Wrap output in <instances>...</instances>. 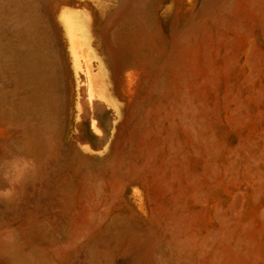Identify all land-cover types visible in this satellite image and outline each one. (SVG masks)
<instances>
[{
    "label": "rangeland",
    "instance_id": "1",
    "mask_svg": "<svg viewBox=\"0 0 264 264\" xmlns=\"http://www.w3.org/2000/svg\"><path fill=\"white\" fill-rule=\"evenodd\" d=\"M0 264H264V0H0Z\"/></svg>",
    "mask_w": 264,
    "mask_h": 264
},
{
    "label": "bare ground",
    "instance_id": "2",
    "mask_svg": "<svg viewBox=\"0 0 264 264\" xmlns=\"http://www.w3.org/2000/svg\"><path fill=\"white\" fill-rule=\"evenodd\" d=\"M51 29V28H50ZM64 29H65V34H66V40L68 42V47H69V57L71 58V62L73 64V67L75 68V70H78V65H77V48L78 47H81L83 45V30L81 28V26L79 25L78 22L74 21L73 19H68L66 17H64ZM56 40V39H55ZM54 41V40H53ZM59 45V44H58ZM53 46V44H52ZM58 48V47H57ZM56 50V49H55ZM120 50L119 47H117V50L115 49L114 51H116L117 53V57L120 53ZM62 51V50H61ZM85 51V50H84ZM56 52V51H55ZM80 52V51H79ZM57 59H58V62L60 63V67H61V71H60V77H61V85L63 86V89L64 91L67 89V71L65 69V65H64V62H63V57L60 53V51L58 50L57 51ZM80 54V53H79ZM82 56V55H81ZM120 56V55H119ZM86 63V62H84ZM83 63V65H84ZM89 63V62H88ZM120 63V61H119ZM82 64V63H81ZM86 67V66H85ZM67 68V67H66ZM119 68V67H118ZM117 68V70H118ZM85 69V68H84ZM120 69V68H119ZM37 72V71H36ZM34 72V73H36ZM95 72V71H94ZM93 72V73H94ZM120 72V70H119ZM117 72V73H119ZM42 73V72H40ZM96 74V73H95ZM95 74L93 75L91 73V71L89 69H87L86 71V78H87V87L88 89L90 90V92L94 93V94H97V95H102V92L100 90V88H98L97 84L99 83V79L97 78V74L95 76ZM38 75V74H37ZM47 75V74H46ZM48 76V75H47ZM127 76V75H126ZM130 76V75H129ZM40 77V76H39ZM51 77V76H50ZM45 78V76H44ZM127 78V77H126ZM36 79V77H35ZM41 79V78H39ZM38 79V80H39ZM43 79V78H42ZM49 79V78H48ZM129 79V78H128ZM52 80V79H51ZM37 81V80H36ZM41 81V80H40ZM50 81V79H49ZM39 82V81H37ZM44 82V81H43ZM42 82V83H43ZM52 82V81H51ZM37 84V83H36ZM51 84V83H49ZM44 86H45V83H44ZM45 88V87H44ZM43 89V88H42ZM49 89V88H48ZM44 91V90H43ZM47 92V91H46ZM49 92V90H48ZM52 93V92H51ZM46 94V93H45ZM43 95L42 96H47V101H48V93L46 95ZM51 95V94H50ZM49 95V96H50ZM42 96L40 95L39 97L42 98ZM46 99V98H45ZM43 100V99H42ZM45 100H43V103H44ZM44 104H47L46 102ZM67 106V104H66ZM64 106V109L65 107Z\"/></svg>",
    "mask_w": 264,
    "mask_h": 264
},
{
    "label": "water",
    "instance_id": "3",
    "mask_svg": "<svg viewBox=\"0 0 264 264\" xmlns=\"http://www.w3.org/2000/svg\"><path fill=\"white\" fill-rule=\"evenodd\" d=\"M51 23H53V22H52V20H51ZM53 27H54V30L57 32V31H58V30H57V28H55V26H54V25H53Z\"/></svg>",
    "mask_w": 264,
    "mask_h": 264
}]
</instances>
